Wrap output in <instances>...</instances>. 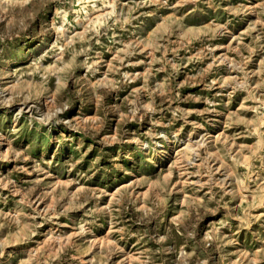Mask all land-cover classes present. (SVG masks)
Listing matches in <instances>:
<instances>
[{
  "label": "rangeland",
  "instance_id": "374dc122",
  "mask_svg": "<svg viewBox=\"0 0 264 264\" xmlns=\"http://www.w3.org/2000/svg\"><path fill=\"white\" fill-rule=\"evenodd\" d=\"M0 264H264V0H0Z\"/></svg>",
  "mask_w": 264,
  "mask_h": 264
},
{
  "label": "bare ground",
  "instance_id": "6f19581e",
  "mask_svg": "<svg viewBox=\"0 0 264 264\" xmlns=\"http://www.w3.org/2000/svg\"><path fill=\"white\" fill-rule=\"evenodd\" d=\"M167 142H168V140H167ZM170 142V141H169ZM167 147L165 148V150L162 152V153H160V157H164V155H166L167 154Z\"/></svg>",
  "mask_w": 264,
  "mask_h": 264
}]
</instances>
